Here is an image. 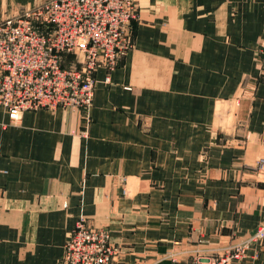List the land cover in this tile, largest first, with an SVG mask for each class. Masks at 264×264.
Returning a JSON list of instances; mask_svg holds the SVG:
<instances>
[{
    "label": "crops",
    "instance_id": "crops-1",
    "mask_svg": "<svg viewBox=\"0 0 264 264\" xmlns=\"http://www.w3.org/2000/svg\"><path fill=\"white\" fill-rule=\"evenodd\" d=\"M40 1L0 0V21ZM136 4L89 121L42 109L11 126L0 108V264H62L81 216L122 249L116 264H185L264 223V0ZM231 264H264V240Z\"/></svg>",
    "mask_w": 264,
    "mask_h": 264
},
{
    "label": "built area",
    "instance_id": "built-area-1",
    "mask_svg": "<svg viewBox=\"0 0 264 264\" xmlns=\"http://www.w3.org/2000/svg\"><path fill=\"white\" fill-rule=\"evenodd\" d=\"M137 19L136 0H42L1 20L0 108L8 124L20 125L28 111L58 108L82 111L89 121L95 71L117 68L132 48L130 27ZM258 61L264 75V45ZM252 168L264 178V156ZM263 240L264 223L245 239L196 253L185 264H231ZM121 254L106 229L90 227L81 216L64 245L62 264H116ZM165 258L178 264L172 254Z\"/></svg>",
    "mask_w": 264,
    "mask_h": 264
},
{
    "label": "rangeland",
    "instance_id": "rangeland-1",
    "mask_svg": "<svg viewBox=\"0 0 264 264\" xmlns=\"http://www.w3.org/2000/svg\"><path fill=\"white\" fill-rule=\"evenodd\" d=\"M192 258H193V257H190L189 260H188V262L191 261ZM166 259H167V258H166ZM164 261H167V262L169 261V262L171 263V260H170V259H167V260H164ZM164 261H163V262H164ZM177 263H178V261H177ZM171 264H176V263H171ZM179 264H181V263H179Z\"/></svg>",
    "mask_w": 264,
    "mask_h": 264
}]
</instances>
